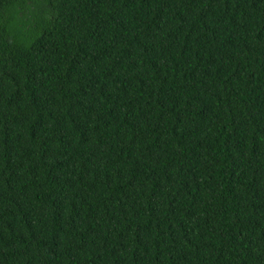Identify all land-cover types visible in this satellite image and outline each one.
<instances>
[{"label":"trees","instance_id":"trees-1","mask_svg":"<svg viewBox=\"0 0 264 264\" xmlns=\"http://www.w3.org/2000/svg\"><path fill=\"white\" fill-rule=\"evenodd\" d=\"M0 264H264V0H0Z\"/></svg>","mask_w":264,"mask_h":264}]
</instances>
